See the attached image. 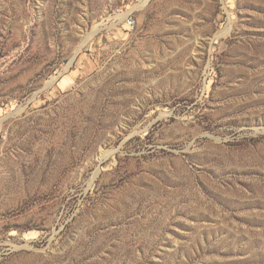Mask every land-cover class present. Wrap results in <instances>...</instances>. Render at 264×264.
<instances>
[{"label": "rangeland", "instance_id": "1", "mask_svg": "<svg viewBox=\"0 0 264 264\" xmlns=\"http://www.w3.org/2000/svg\"><path fill=\"white\" fill-rule=\"evenodd\" d=\"M0 264H264V0H0Z\"/></svg>", "mask_w": 264, "mask_h": 264}, {"label": "bare ground", "instance_id": "2", "mask_svg": "<svg viewBox=\"0 0 264 264\" xmlns=\"http://www.w3.org/2000/svg\"><path fill=\"white\" fill-rule=\"evenodd\" d=\"M146 1H147V0H143V3L146 2ZM137 4H138V3H137ZM82 44H83V43H82ZM82 44H81V45H82ZM81 45H80V46H81Z\"/></svg>", "mask_w": 264, "mask_h": 264}]
</instances>
